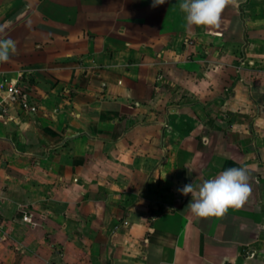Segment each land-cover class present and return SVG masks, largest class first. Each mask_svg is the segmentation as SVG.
Returning <instances> with one entry per match:
<instances>
[{"label": "crops", "instance_id": "crops-1", "mask_svg": "<svg viewBox=\"0 0 264 264\" xmlns=\"http://www.w3.org/2000/svg\"><path fill=\"white\" fill-rule=\"evenodd\" d=\"M181 2L0 0L37 104L0 117V264H264V0ZM236 167L247 201L192 215L177 189Z\"/></svg>", "mask_w": 264, "mask_h": 264}, {"label": "clouds", "instance_id": "clouds-1", "mask_svg": "<svg viewBox=\"0 0 264 264\" xmlns=\"http://www.w3.org/2000/svg\"><path fill=\"white\" fill-rule=\"evenodd\" d=\"M165 2L152 0L151 6L155 8ZM236 4L237 0H182L179 7L188 25L218 29L225 8ZM15 50V41L0 39V63L7 62ZM249 179L246 168H229L198 186L185 184L177 191L184 196L191 194L192 199L187 208L195 217H221L230 207H241L247 201L251 193Z\"/></svg>", "mask_w": 264, "mask_h": 264}, {"label": "built area", "instance_id": "built-area-1", "mask_svg": "<svg viewBox=\"0 0 264 264\" xmlns=\"http://www.w3.org/2000/svg\"><path fill=\"white\" fill-rule=\"evenodd\" d=\"M13 106L27 114L37 111L32 88L22 80V77L0 84V117L5 116L7 109ZM23 221H29L28 215L25 213Z\"/></svg>", "mask_w": 264, "mask_h": 264}]
</instances>
